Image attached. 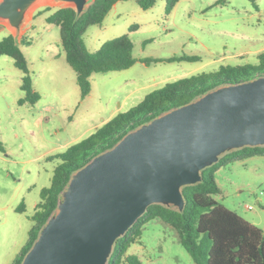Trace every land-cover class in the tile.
<instances>
[{"label":"rangeland","instance_id":"1","mask_svg":"<svg viewBox=\"0 0 264 264\" xmlns=\"http://www.w3.org/2000/svg\"><path fill=\"white\" fill-rule=\"evenodd\" d=\"M218 1L178 0L168 13L166 0H155L148 9L135 0L117 1L100 24L86 28L81 41L94 52L106 40L126 34L138 61L126 70L92 74V88L84 99L65 60L60 29L45 21L59 6L33 9L34 15L41 14L17 42L39 101L18 104L20 79L0 78V264H12L28 240L35 204L59 163L53 156L90 135L116 114L113 110H128L165 83L221 65L258 64L257 55L264 52V0ZM23 36L29 44L20 43ZM180 55L199 58L147 65L139 60ZM213 178L219 192L212 198L264 233V154L227 161ZM20 204L23 211L16 210ZM127 253L140 264H195L176 231L158 218L141 225Z\"/></svg>","mask_w":264,"mask_h":264},{"label":"water","instance_id":"2","mask_svg":"<svg viewBox=\"0 0 264 264\" xmlns=\"http://www.w3.org/2000/svg\"><path fill=\"white\" fill-rule=\"evenodd\" d=\"M93 1L0 0V21L17 41L35 7L68 6L79 17ZM244 147H264V76L215 86L75 170L20 264H109L116 241L150 205L182 212L183 188Z\"/></svg>","mask_w":264,"mask_h":264},{"label":"trees","instance_id":"3","mask_svg":"<svg viewBox=\"0 0 264 264\" xmlns=\"http://www.w3.org/2000/svg\"><path fill=\"white\" fill-rule=\"evenodd\" d=\"M117 1L94 0L87 9L76 17V12L68 6L56 8L46 17V22L60 29L61 46L65 60L75 72L80 98L84 99L91 91L90 76L94 73H108L130 68L137 58L133 56V43L126 34L103 42L99 49L90 52L81 35L89 25L100 24ZM142 9L153 6L155 0H135ZM222 0H219L220 3ZM178 0H166L168 13ZM45 6V11L50 10ZM134 25L130 26V29ZM21 44H29L23 36ZM13 59L14 65L22 71L21 90L24 97L18 100L34 104L40 95L33 89L30 71L19 43L12 34L0 39V56ZM198 56L180 55L164 59H139L144 64L159 61H196ZM256 65H221L217 70L202 72L165 83L154 89L142 100L124 112H119L96 128L84 139L70 145L63 152L53 156L59 163L54 168L51 183L41 190V198L35 204L32 216L34 225L27 242L22 246L12 264H20L29 250L41 226L56 209L58 197L66 186L71 174L87 163L96 154L111 148L125 133L155 116L181 106L205 91L221 84H237L255 77L264 76V52L257 55ZM0 151H4L0 142ZM264 154V147H245L225 154L216 164L203 171V180L183 188L186 205L182 212L166 208L160 204L150 205L126 234L116 241L109 264H140L137 256L127 253L128 247L140 235V227L147 220L158 218L170 225L177 233L179 242L189 253L195 264H264V233L235 211L227 209L212 198L219 192L213 178L217 167L236 157H249ZM23 211V204L16 209Z\"/></svg>","mask_w":264,"mask_h":264},{"label":"crops","instance_id":"4","mask_svg":"<svg viewBox=\"0 0 264 264\" xmlns=\"http://www.w3.org/2000/svg\"><path fill=\"white\" fill-rule=\"evenodd\" d=\"M115 5H116V3L113 5V7H115ZM46 6H49V5H46ZM59 6V5H58ZM60 7V6H59ZM33 11V10H32ZM32 11L30 12V18H29V21L27 22V24H26V26L24 27V29H23V31L22 32H25V33H27L28 32V30H29V28H27V26L30 24V25H32V27H33V21H34V19L39 15V14H41V13H39L38 15H34V13H32ZM52 13V12H51ZM51 13H49L48 15H50ZM31 14H32V16H31ZM47 15V16H48ZM46 16V17H47ZM46 17H45V21H46ZM50 24V23H49ZM53 25V24H52ZM8 34H12V31L9 29V27L5 24V22H3V21H0V39H2L3 37H5L6 35H8ZM26 37V36H25ZM26 40L27 41H29V43H30V40H29V38H26ZM18 43V42H17ZM21 49V51H22V53H23V55H24V51H23V49L22 48H20ZM56 56H60V52H58L57 54H56ZM24 57H25V55H24ZM26 59V58H25ZM15 69H17V71H20V74H19V72H16V70ZM126 70V69H125ZM9 73V74H8ZM17 78V81H19V79H20V83H19V86H21V82H22V77H23V73H22V71L21 70H19L15 65H14V62H13V59L11 58V57H9V56H6V55H1L0 56V78H2V79H7V78ZM32 86H33V89L35 90V88H34V84H33V80H32ZM91 88H92V84H91ZM20 90H21V88H20ZM22 91V90H21ZM35 91H37V90H35ZM38 92V91H37ZM147 94V93H146ZM89 95V94H88ZM87 95V96H88ZM145 95H143V97H144ZM22 97H24V92L22 91V94L21 95H19L18 96V98H17V102H18V100L20 99V98H22ZM143 97H141V98H143ZM142 100V99H141ZM39 101V100H38ZM25 103H27V102H25ZM25 103H23V104H25ZM19 104V103H18ZM35 104V103H34ZM22 105V104H21ZM119 106L121 107V103H119ZM117 110H113V114H117ZM121 112V111H120ZM119 113V112H118ZM115 114V115H116ZM114 116V115H113ZM112 116V117H113ZM44 117V115H42L39 119L41 120L42 118ZM111 117V118H112ZM109 119H107L106 121H108ZM105 121V122H106ZM104 122V123H105ZM98 128V127H97Z\"/></svg>","mask_w":264,"mask_h":264},{"label":"built area","instance_id":"5","mask_svg":"<svg viewBox=\"0 0 264 264\" xmlns=\"http://www.w3.org/2000/svg\"><path fill=\"white\" fill-rule=\"evenodd\" d=\"M248 209H250L251 207L250 206H247Z\"/></svg>","mask_w":264,"mask_h":264}]
</instances>
